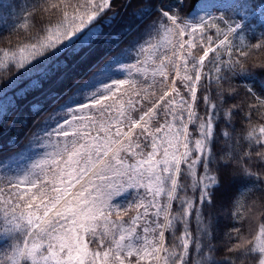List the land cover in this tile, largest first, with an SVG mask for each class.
<instances>
[{
	"label": "snow or ice",
	"instance_id": "snow-or-ice-1",
	"mask_svg": "<svg viewBox=\"0 0 264 264\" xmlns=\"http://www.w3.org/2000/svg\"><path fill=\"white\" fill-rule=\"evenodd\" d=\"M111 7L112 0H34L23 38L0 37V69L18 73L0 87V120L10 92L59 87L98 49L113 40L119 48V35L105 31L116 21ZM230 8L231 17L184 16L183 0L167 7L149 0L134 14L143 25L137 40L56 92L57 101L67 99L50 117V151L24 174L0 180V264H264V78L257 85L254 73L264 72V32L254 42L240 34L256 8L264 17V2ZM235 76L251 81L246 99L224 107L236 94L224 82ZM221 109L229 124L243 114L246 147L240 151L238 139L217 157ZM225 181L239 185L218 259L204 206L214 205Z\"/></svg>",
	"mask_w": 264,
	"mask_h": 264
},
{
	"label": "trees",
	"instance_id": "trees-1",
	"mask_svg": "<svg viewBox=\"0 0 264 264\" xmlns=\"http://www.w3.org/2000/svg\"><path fill=\"white\" fill-rule=\"evenodd\" d=\"M162 0H151L155 6H159ZM207 0H183L182 14L188 16L189 13L198 12L200 15H226L233 16L234 12L230 6H238L243 0H215L213 5L206 4ZM129 2L131 6H129ZM149 0H112V7L108 15L116 14V21L112 29H105L106 32L111 31L119 35V48L113 50L116 41L112 44L104 46L97 50L95 54L89 59L87 63L78 64L74 67L70 78L59 87H54L51 84H45L44 88L36 91H28L27 95H13L9 93L8 113L0 120V180L7 177H15L24 174L44 158L45 154L50 151L46 146L48 143L47 132L51 131V125L55 123L50 119L55 113L56 109L64 103L67 95L63 100H56V92H64L75 81L87 78L91 74L94 65L99 63L101 66L106 64L120 51L127 48L129 44L137 40L143 31V25L140 24L139 19L135 13L139 12L143 4L148 3ZM264 0H248V3L256 5ZM34 0H0V37L7 38L9 34L14 37L13 43H16V34L19 31L20 38H23V32L20 30V25L24 22L27 12L31 9ZM202 6V10L201 7ZM155 9H153L154 11ZM256 15H249L246 21V27L240 34L244 36L247 42H254L255 38L259 37L264 32V17L259 14V9L256 8ZM153 17L152 19H154ZM191 18V17H189ZM238 18V17H237ZM151 20H146L145 23H150ZM233 42L239 44V37L234 36ZM3 46V43H0ZM227 59V57H223ZM205 72L211 75V65L206 62ZM257 79L255 83L259 85L260 78H264V72L260 69L254 70ZM18 75L15 69L8 71L5 75V70L0 69V87H2L7 80L13 79ZM248 81L246 77L235 76L230 81H225V87L230 83L236 89V94L227 96L228 103L224 107L231 104H241L246 99L244 91V83ZM27 81L23 82L20 87L26 88ZM207 80L202 81V87L198 92L197 109L200 115H205L206 108L202 101V94L209 90L204 87ZM19 91V90H17ZM215 100L216 88L213 85L210 89ZM71 95V92H68ZM40 105V110L37 111L32 105ZM243 114L240 113L233 117L232 123L229 124L223 119V109H221V118L216 122V136L214 140V152L217 157L225 154L230 148L236 146V141H241L240 151L246 147L242 139L245 123L242 120ZM189 129L193 135L195 126L190 125ZM228 131L231 139H227L222 135L223 131ZM258 165H253L254 170H258ZM202 172V169L198 170ZM182 179H184L182 177ZM230 180V177H229ZM254 183V181H250ZM239 181L229 182L225 181L223 187L217 192L216 201L212 207L204 206V216L207 221L208 217L213 218L214 232L212 243L217 245V258L219 259L225 252L222 250L220 242L223 235L235 223L230 218L231 198L235 193ZM184 193H181L183 195ZM187 195L192 196L191 189H188ZM125 197L124 199H128ZM124 200H121L123 203ZM176 205L174 204V208ZM195 222L191 229L195 236Z\"/></svg>",
	"mask_w": 264,
	"mask_h": 264
},
{
	"label": "rangeland",
	"instance_id": "rangeland-1",
	"mask_svg": "<svg viewBox=\"0 0 264 264\" xmlns=\"http://www.w3.org/2000/svg\"><path fill=\"white\" fill-rule=\"evenodd\" d=\"M168 2V0H162L161 1V3H160V5L161 4H163L164 6H165V4ZM214 2H216L215 0H207V1H205V3L208 5V4H210V5H213L214 4ZM158 7V6H157Z\"/></svg>",
	"mask_w": 264,
	"mask_h": 264
},
{
	"label": "bare ground",
	"instance_id": "bare-ground-1",
	"mask_svg": "<svg viewBox=\"0 0 264 264\" xmlns=\"http://www.w3.org/2000/svg\"><path fill=\"white\" fill-rule=\"evenodd\" d=\"M176 3V0H168V2L165 4V7L171 5V4H174Z\"/></svg>",
	"mask_w": 264,
	"mask_h": 264
}]
</instances>
